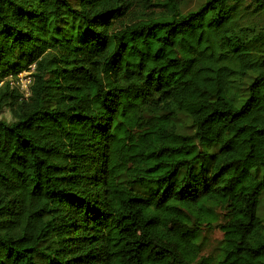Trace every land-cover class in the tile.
Instances as JSON below:
<instances>
[{
	"label": "trees",
	"instance_id": "obj_1",
	"mask_svg": "<svg viewBox=\"0 0 264 264\" xmlns=\"http://www.w3.org/2000/svg\"><path fill=\"white\" fill-rule=\"evenodd\" d=\"M258 13L0 0V264H264Z\"/></svg>",
	"mask_w": 264,
	"mask_h": 264
},
{
	"label": "rangeland",
	"instance_id": "obj_2",
	"mask_svg": "<svg viewBox=\"0 0 264 264\" xmlns=\"http://www.w3.org/2000/svg\"><path fill=\"white\" fill-rule=\"evenodd\" d=\"M203 3V0H181V11L182 13H187L189 11L195 10ZM248 23L257 30L259 27L264 26V13L252 14L247 16ZM0 119H4L6 121H10L11 117L10 114L4 110L1 115ZM188 131V129H187ZM259 216L264 218V194L261 197L260 206H259ZM221 239V234L217 229L205 234L204 240V250L203 255L213 254L214 250L218 244V241Z\"/></svg>",
	"mask_w": 264,
	"mask_h": 264
},
{
	"label": "built area",
	"instance_id": "obj_3",
	"mask_svg": "<svg viewBox=\"0 0 264 264\" xmlns=\"http://www.w3.org/2000/svg\"><path fill=\"white\" fill-rule=\"evenodd\" d=\"M32 69L33 67L30 68V71ZM30 71L23 72L21 74H18L15 78L8 79L9 84L12 87L17 88L23 98H27L30 93V89H29L31 85Z\"/></svg>",
	"mask_w": 264,
	"mask_h": 264
}]
</instances>
